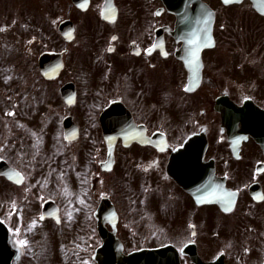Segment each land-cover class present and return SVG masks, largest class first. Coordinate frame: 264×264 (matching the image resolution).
<instances>
[{
    "label": "flooded vegetation",
    "instance_id": "flooded-vegetation-1",
    "mask_svg": "<svg viewBox=\"0 0 264 264\" xmlns=\"http://www.w3.org/2000/svg\"><path fill=\"white\" fill-rule=\"evenodd\" d=\"M255 15L242 16L226 68L214 23L200 85L188 91L177 18L160 0H0V60L13 61L0 73L10 264H97L96 229H117L124 251L119 229H140L148 243H159L156 232L143 229H178L165 240L182 264H193L185 246L203 261L264 264V151L240 121L255 120L252 108L264 114V18ZM225 101L240 118L230 134ZM192 135L228 189L219 203H196L166 172Z\"/></svg>",
    "mask_w": 264,
    "mask_h": 264
},
{
    "label": "water",
    "instance_id": "water-1",
    "mask_svg": "<svg viewBox=\"0 0 264 264\" xmlns=\"http://www.w3.org/2000/svg\"><path fill=\"white\" fill-rule=\"evenodd\" d=\"M166 7L175 12L180 19V29L185 32L186 36L184 40L188 39V45L192 47V53L188 54L186 58H182L189 73H199V50L203 47L210 46L211 40V24L212 15L208 7L200 0H163ZM225 3V0H222ZM240 0H228V3L237 2ZM253 3V7L264 15V0H250ZM226 3V4H228ZM192 7V10H190ZM195 83L197 79H194ZM192 144V140H189L184 149L180 151L183 159H176L172 165V172L174 178L184 188H189L188 183H185L186 170L188 167V158L186 153H191L188 149ZM264 144V143H263ZM185 162L187 166L185 165ZM0 234V258H2L1 252L6 247V231L1 229ZM101 236L104 240V258L111 259L108 264H175V251L171 247H166L158 250H140L138 252L130 253L127 256H123L118 252L119 248L114 245L113 240L100 230ZM118 252V253H117ZM8 264L9 256H6ZM178 264V263H176Z\"/></svg>",
    "mask_w": 264,
    "mask_h": 264
},
{
    "label": "rangeland",
    "instance_id": "rangeland-1",
    "mask_svg": "<svg viewBox=\"0 0 264 264\" xmlns=\"http://www.w3.org/2000/svg\"><path fill=\"white\" fill-rule=\"evenodd\" d=\"M209 3L213 4L214 7H216L217 9V22H216V36L221 40V47L223 49V51L225 52V58L224 59V68H226L227 63L229 60H231V57L234 55L235 52H237L238 48H239V42L242 41V34H241V27H242V16H244V14L249 17V15H252L251 11H248L245 9V5H247L246 3H242L239 6H235V14L236 15H231V19L228 22V16H227V10L222 13L221 12V8H219L218 4L216 1L214 0H209ZM236 17V18H235ZM235 19H237L238 21H236ZM245 23H249L250 27L254 28V23L251 24L250 20H246ZM222 27V28H221ZM211 67H214L215 69H217V67L214 66L213 62H210ZM0 65H1V70H5V73H8V71L12 68L13 66V61L11 60H7L6 58H4V60H0ZM214 78L217 77L216 73H213L212 75ZM231 76H233V74H231ZM221 75L219 78H217V80H220ZM234 79V76H233ZM183 128H181L179 131H181ZM145 221H147V219H145ZM157 221V220H156ZM145 232H152L155 231L157 236V240L159 242H164L165 237L162 239V236H164L163 234L166 231H162L161 232H157L155 229H143ZM169 229H167L168 232ZM174 231H170L168 233V235H170V233H173ZM205 245L207 244L206 241ZM49 245L54 247V242L53 241H48Z\"/></svg>",
    "mask_w": 264,
    "mask_h": 264
},
{
    "label": "snow or ice",
    "instance_id": "snow-or-ice-1",
    "mask_svg": "<svg viewBox=\"0 0 264 264\" xmlns=\"http://www.w3.org/2000/svg\"><path fill=\"white\" fill-rule=\"evenodd\" d=\"M225 3H228V0H225Z\"/></svg>",
    "mask_w": 264,
    "mask_h": 264
}]
</instances>
